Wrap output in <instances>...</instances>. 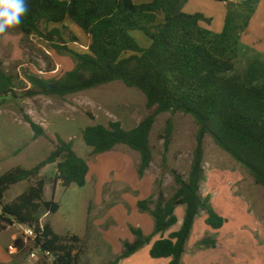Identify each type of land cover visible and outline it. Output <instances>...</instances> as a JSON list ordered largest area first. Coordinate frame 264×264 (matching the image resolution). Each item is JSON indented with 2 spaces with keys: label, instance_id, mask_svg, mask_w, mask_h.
I'll list each match as a JSON object with an SVG mask.
<instances>
[{
  "label": "trees",
  "instance_id": "obj_1",
  "mask_svg": "<svg viewBox=\"0 0 264 264\" xmlns=\"http://www.w3.org/2000/svg\"><path fill=\"white\" fill-rule=\"evenodd\" d=\"M190 0H153L136 4L132 0H27L28 12L17 28L24 36L43 37L41 26L62 24L70 19L90 44L86 53L71 50L62 39V29L48 32V39L58 36L63 45L55 48L67 52L75 67L59 79L27 77L32 89L28 97L43 95L64 98L114 82L141 91L146 106L154 110L140 124L125 130L120 122L86 127L83 140L97 156L124 145L139 153L138 175L143 178L153 161L150 136L159 115L182 113L198 126L196 148L187 179L171 170L175 193L167 198L162 190L138 207L154 219L155 235H164L178 223L176 209L185 208L180 229L155 241L150 250L153 259H171L181 264L185 247L196 219L206 214V225L213 230L223 228L226 220L217 213L209 197L201 194L206 180L204 172V139L210 136L216 146L227 153L264 187V61L247 63L244 72L229 75L239 58L242 35L248 30L258 0H242L234 6L230 0H215L227 6L222 31L215 33L207 26L212 22L202 14L189 15L183 8ZM163 20L160 21L159 17ZM141 31L150 40L142 48L132 36ZM77 38L73 37L72 41ZM14 78L0 66V101L16 97ZM25 121L35 138L43 129L28 115ZM174 131V121L166 122L162 139L167 152ZM73 142L58 138L56 150L32 169L21 166L0 175V233L15 225L34 229L33 247H41L55 256L54 264H81L84 255L82 239L73 234H56L45 215H55L60 205L45 200V179L41 171L56 164L54 189L58 183L68 188L87 184L89 164L74 151ZM28 186L14 200L6 203V193L15 185ZM153 206V208H151ZM133 242L123 243L121 256L105 264H117L150 244L152 236L131 227ZM15 247L23 250L18 237Z\"/></svg>",
  "mask_w": 264,
  "mask_h": 264
},
{
  "label": "rangeland",
  "instance_id": "obj_2",
  "mask_svg": "<svg viewBox=\"0 0 264 264\" xmlns=\"http://www.w3.org/2000/svg\"><path fill=\"white\" fill-rule=\"evenodd\" d=\"M241 1L230 0L234 6ZM227 11L226 4L215 0H191L183 8L186 14H202L211 19L208 28L215 33L222 31ZM252 18V28L242 35L239 58L229 75L244 72L249 62L264 61V53L259 50L264 47V0H258ZM159 19L163 21L162 16ZM68 20L71 25L63 30L62 39L71 50L86 53L89 37ZM59 25L62 29L65 24ZM53 28L52 25L43 24V37L24 36L17 28L0 35V66L14 78L16 92V97L8 96L0 101V175L18 166L34 168L56 150L58 138H61L65 142H73L77 155L98 170L103 180L108 179L110 174L113 176L116 171L118 176H125L131 184L135 183L133 165L139 166V153L119 145L110 153L101 155L103 157L96 162L97 156L92 155V148L85 145L82 134L86 127L98 124L108 126L111 122H120L125 130L136 128L154 111L147 108L146 98L141 91L114 82L64 98L27 96V92L32 89L28 76L59 79L76 65L70 54L55 48V45H63L58 36L48 39V32ZM133 33L140 47H150L151 42L143 32ZM73 37L77 38L76 41H72ZM26 115L43 129L42 136L35 138L34 131L25 121ZM169 119L174 121V131L166 152L162 136ZM197 132L198 126L190 116L165 113L157 117L150 136L153 161L146 174L150 180L156 179L154 195L159 190L167 198L175 193L178 186L170 174L171 170L178 171L187 179L197 145ZM55 167L56 164L46 166L41 176L46 182V200H55L60 210L55 215L44 216L43 222H49L59 235L83 237L84 255L81 264L110 262L111 249L105 245L101 230L109 234L111 239L126 238L127 232H131L127 227V218L117 215L118 225L112 226L114 229L111 231L106 230L111 227L110 221L104 227H93L92 224H98L106 211V208L94 206L97 192L90 183L83 188L76 185L65 188L59 183L54 191ZM204 172L206 180L201 194L203 197L209 195L212 205L226 220L219 230L208 227L203 216L196 220L194 236L200 234L202 225L209 228V241H217L215 249L209 246V264H264V187L255 184L250 173L216 146L210 136L204 139ZM224 180L225 187L222 184ZM27 186V182L13 186L6 193L4 201L9 203ZM127 190L124 183L106 185L103 189L106 199L104 207L118 201L121 195L132 194ZM145 195L142 194L143 197ZM134 196L139 195L137 193ZM132 220L135 221L134 218ZM14 232L17 237L23 234L22 229H14ZM2 238H8V233L3 234ZM33 249L31 242L24 246L18 255L21 264H52L41 256L38 260L30 259Z\"/></svg>",
  "mask_w": 264,
  "mask_h": 264
},
{
  "label": "crops",
  "instance_id": "obj_3",
  "mask_svg": "<svg viewBox=\"0 0 264 264\" xmlns=\"http://www.w3.org/2000/svg\"><path fill=\"white\" fill-rule=\"evenodd\" d=\"M132 1L136 4H144V3L152 2L153 0H132ZM252 19H251V22H250L248 29L252 28V25H253ZM224 23H225V20H224ZM63 24H65V26L71 25L69 20H66ZM50 25H52L54 28H59V26H60L59 24H50ZM223 27H224V25H223ZM131 34H132V36L134 35L133 32ZM259 50H261L262 53H264V47L259 48ZM108 153H110V152H108ZM101 155H103V154H101ZM101 155H97L96 162L98 159H101V157H103ZM138 159H140V157ZM133 166H135V174L132 173V175H136L135 179H134L135 183H133L134 185L131 184L129 182V179H127L125 176L124 177L118 176L116 171L114 172L113 176H112V174H110L108 179L103 180L100 177L99 171L96 170L95 168L93 169V166H91L89 164L90 170H89V173L87 176V183H90V185L93 186L95 192H97V194H95V197H94V199H95L94 206L97 208H106V211L104 212L105 216L102 215L104 220L102 219V217L100 219L97 218V219H99L98 220L99 223L98 224H92V226L93 227H99V228L104 227L106 222L110 221L111 227H108L106 230L111 231L112 229H114L112 226H114L115 224L118 225L117 224L118 223L117 215H121V216L127 218L126 222H127V227H128L129 232H130V228L134 227V228L140 229L145 236H147V237L152 236V241L150 242V244L144 246L138 252L133 254L130 258L125 259V260H121L117 264H170L171 259H160V260L153 259L150 256V250H151L152 245L155 241L159 240L161 237L167 238L170 233L176 232L180 229L182 222H183V219H184V216H185V208L179 207L176 209V215L178 218L177 225H175L171 230H169L163 236L162 235L153 236L154 229H155L154 219L150 213L140 211V209L138 207V203L140 201L149 200L152 196H154L153 188H154V184L156 183V179L150 180L146 176L147 172L143 178H140L138 175V165L136 166V164H134ZM112 177H113V179H112ZM140 179H142V180L138 181ZM225 181L226 180H224L222 182L224 187L226 186ZM113 182L124 183L128 187L127 191H129L132 194L121 195L118 201L113 202V203H109L108 206L104 207L106 199L103 196V189L106 185L111 184ZM203 183H202V185H203ZM222 184H219V185H222ZM57 185H56V188H57ZM202 185H201V188H202ZM56 188L54 189V191L56 190ZM137 193L139 196H134ZM143 193L146 194L145 197L142 196ZM45 196H46V186H45ZM206 197H209V195H207ZM14 199H12V200H14ZM45 200H46V198H45ZM130 200H131V202H130ZM46 201H49V200H46ZM151 208H153V206ZM0 210H1V207H0ZM215 210H216V208H215ZM217 213L219 214L218 211H217ZM45 216L49 217L50 215L47 214ZM133 216H135V217H133ZM200 216H203V220H206L205 212H201L199 217ZM132 218H134L135 221H133ZM198 218L196 220H198ZM43 221H44V219L42 220V222ZM45 223H49V222H45ZM196 223H197V221L195 222L194 227L196 226ZM51 227H52V225H51ZM14 229H22V228L18 225H15L13 227L8 228L6 231L0 233V264H21L18 260V255L21 252V250H19L14 245L15 240L18 238L16 233L14 232ZM99 230H101V229H99ZM193 230H194V228H193ZM101 231H102L101 234H102L103 241H104L105 245H108L109 249H111L110 252L112 253V255H111L112 258L110 261H113L115 258L121 256L123 249H124V247H123L124 241L133 242L135 240V237L131 232H130V234L127 232L126 238H119V239L113 238V239H111L110 237H108L109 234H105V232L103 230H101ZM5 233H8V238L3 239L2 235ZM198 236L200 237V239L198 238ZM79 237L82 239V242H84L83 237H81V236H79ZM216 245H217V241H212V239H211V241H209V228L201 225V231H200L199 235L194 236L193 231H192L191 237H190V239H189V241L185 247V253H184L183 258L181 260V264H209V246H212L215 249ZM81 263H83V262H81ZM104 263H107V262H104Z\"/></svg>",
  "mask_w": 264,
  "mask_h": 264
},
{
  "label": "clouds",
  "instance_id": "obj_4",
  "mask_svg": "<svg viewBox=\"0 0 264 264\" xmlns=\"http://www.w3.org/2000/svg\"><path fill=\"white\" fill-rule=\"evenodd\" d=\"M27 12V0H0V35L18 28Z\"/></svg>",
  "mask_w": 264,
  "mask_h": 264
},
{
  "label": "built area",
  "instance_id": "obj_5",
  "mask_svg": "<svg viewBox=\"0 0 264 264\" xmlns=\"http://www.w3.org/2000/svg\"><path fill=\"white\" fill-rule=\"evenodd\" d=\"M20 226V225H18ZM23 230L22 238L24 242V246H27L28 243H32L34 239L36 238V233L34 229L27 227V226H20ZM33 251L30 253L29 258L32 260H38V258L41 256L43 258L49 259L52 264H54L55 256L49 251H43L41 247H33Z\"/></svg>",
  "mask_w": 264,
  "mask_h": 264
}]
</instances>
